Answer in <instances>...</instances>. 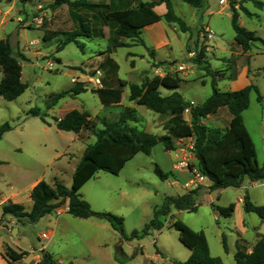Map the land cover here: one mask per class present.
I'll use <instances>...</instances> for the list:
<instances>
[{"label": "rangeland", "instance_id": "rangeland-1", "mask_svg": "<svg viewBox=\"0 0 264 264\" xmlns=\"http://www.w3.org/2000/svg\"><path fill=\"white\" fill-rule=\"evenodd\" d=\"M27 1L30 0L0 1V40L8 42L12 56L20 63L21 81L27 85L25 92L14 101L0 97V125L8 123L12 128L0 140V202L14 191L27 189L36 180L50 186L58 181L69 189L74 167L83 150L95 142L93 131L102 128L100 120L117 119L124 107L136 112L137 122L130 123L131 126L160 139L166 134L164 127L169 117L129 101L128 87L121 88L119 83L139 85L144 79L166 74L176 75L181 83L174 90L160 88V94L167 96L177 92L191 106L203 103L210 96L212 81L220 92L254 85L258 94L250 93L249 106L242 113V119L255 147L256 161L259 165L264 163V0H225L222 4L219 0H203L196 11L182 0H171L175 13L189 31L182 33L174 24L176 31L173 32V25H169L166 27L168 45L154 49L142 31L144 45L112 49L105 28L102 37L77 38V44H68L59 52L56 47L65 38L60 33L71 32L77 22L67 16L65 10L54 16L55 4L35 10L36 3ZM232 9L238 14L239 25L261 40L251 43L246 52L234 41L230 23ZM45 31L59 34L44 42ZM109 48L111 53H108ZM201 48L206 53L208 72L194 62ZM75 83H83L87 90L75 97L65 96L47 108L52 96L70 90ZM104 88H119V99L108 96L107 101H102L104 95L100 98L96 91ZM31 109L45 114L43 120L29 115ZM71 110L90 113L87 127L77 134L55 127L56 117ZM230 118L226 108L220 107L201 123L223 130L228 127ZM183 119L190 122L189 111L184 112ZM194 142V137L175 140V149L168 154L158 141L151 155L138 153L117 176L98 172L79 191L92 211L122 217L124 232L130 234L140 232L149 223L154 210L163 205L166 197L182 195L199 187L198 196L194 198L198 204L195 211L177 210L174 215L159 217L161 229L150 227L145 235L130 241L131 246L139 245L141 249L124 247L121 249L123 256L117 250L118 237L111 227L96 231L75 217L55 213L24 226L14 220L21 228L18 238H15L17 232L11 234L15 223L7 222L11 225H6V220H1L2 242L5 238L13 249L17 250L16 242L18 247L29 251L19 264H32L34 256L39 261L33 264H42L39 251L44 250L43 245L47 246L46 251L55 264H113L111 256L118 257L124 264H146L147 258L142 254L152 259L156 252L163 258V262L157 264H168L183 262L189 256L177 231L170 227L178 220L193 231L204 233L212 257L222 264H234L238 240H243L250 251L260 236L264 238V219L245 213L239 200L247 195L254 205L264 206V180L252 183L244 179L238 188L208 191L205 181L196 178L193 172L196 170ZM155 165L164 172H169L173 165L181 174L178 179L174 175V178L161 181L154 173ZM231 203L238 209L230 216L224 217L216 211L217 206L227 207ZM65 207L64 204L62 208ZM55 221L57 229L48 237ZM43 234L48 238H42ZM11 235L14 238L9 239ZM222 238L227 252L223 250Z\"/></svg>", "mask_w": 264, "mask_h": 264}, {"label": "trees", "instance_id": "trees-1", "mask_svg": "<svg viewBox=\"0 0 264 264\" xmlns=\"http://www.w3.org/2000/svg\"><path fill=\"white\" fill-rule=\"evenodd\" d=\"M1 1V0H0ZM135 2L134 7H118L110 0L109 4L93 3L89 0H55V5L65 4L69 8V15L77 22V26L71 32L60 33L65 38L56 47V52L61 51L66 45L75 43L80 37H102L103 27L108 29V40L112 43V49L119 47L129 48L136 44L144 45L141 38L142 30L160 20L176 24L182 33L189 29L185 22L177 17L170 0H157L147 2L144 0H130ZM193 8H200L203 0H182ZM163 3L167 12L164 16H158L154 12V6ZM259 6L262 3H258ZM83 11L84 15H80ZM244 11V10H243ZM85 18V19H84ZM85 22H84V21ZM231 28L234 32V41L246 52L251 43L261 41L254 32L248 31L238 23V14L232 9L230 18ZM57 32L45 31L42 40H52ZM111 53V48L108 49ZM205 50L200 49L194 60L202 70L208 72V64L205 61ZM60 62V60H57ZM0 97L8 102L16 100L27 89V85L21 81V66L18 60L12 56V50L6 40H0ZM181 83L176 75L166 74L154 76L152 79H144L141 84L120 81V87H128V99L146 109L169 117L164 130L165 135L160 139L131 126L137 122V115L133 108L124 107L117 119H101L102 128L93 131L95 142L88 145L82 153L72 174L70 188L64 187L60 182L54 181L50 186L44 181L38 182L30 192L32 202L31 209L25 211L20 204L12 202L1 206L3 216L13 218L16 223L36 222L44 215L55 213L67 202V213L79 219L95 218L107 222L118 234L121 241L130 242L145 235L150 227L161 229L162 223L159 217L169 216L171 208L178 211H195L198 207L194 198L198 196L199 187L187 191L185 194L175 197H166L163 205L155 209L153 218L140 231H132L126 234L123 229V218L111 213L92 211L90 205L79 194L80 189L90 181L98 172H106L117 176L125 164L132 160L138 153L149 156L158 141L165 152L175 149V140L194 137L193 154L196 160L197 171L208 179L210 185L208 191L215 189L238 188L244 179L250 182L264 180V163L259 165L256 161L255 147L243 123L242 113L249 106L251 92L258 94L257 88L249 84L235 91L220 92L214 87L212 81V93L199 105L191 106L177 92L162 96L160 88L177 89ZM87 89L83 83H75L65 92L52 96L47 108L50 109L59 99L85 92ZM119 88L101 89L96 93L102 101H107L108 96L119 99ZM105 98V99H104ZM220 107H225L230 115L228 127L205 126L201 123L207 116L214 114ZM189 110L190 122L183 119L185 110ZM29 115L40 117L43 120L45 114L38 109H31ZM90 120V113L86 110H71L61 119H55V127L59 131L79 133L86 128ZM12 128L8 123L0 125V140L2 136ZM155 175L161 180L174 178L172 172H164L157 165L154 166ZM242 207L245 213H253L261 220L264 219V206L254 205L245 195L242 199ZM235 210V204L227 207H216V211L224 216H230ZM1 224V222H0ZM170 227L178 233V239L189 251L187 260L172 261V264H222L218 258L210 255L208 243L202 231H193L184 223L176 220ZM223 250L227 252L225 240L222 238ZM118 252L124 256L118 248ZM27 255L26 252H16L8 245L3 246L2 256L8 262H18ZM118 264H124L118 257L114 258ZM234 264H264V238L256 241L250 251L243 240L235 244L233 255ZM42 264H53L48 254L42 256Z\"/></svg>", "mask_w": 264, "mask_h": 264}, {"label": "crops", "instance_id": "crops-1", "mask_svg": "<svg viewBox=\"0 0 264 264\" xmlns=\"http://www.w3.org/2000/svg\"><path fill=\"white\" fill-rule=\"evenodd\" d=\"M54 1L55 0H30V1H27V2H35L36 4H35V10H40V9H42V7H44L46 4H50V5H54ZM69 1H75V0H69ZM89 1H91V2H93V3H104V4H109V2H110V0H102V1H97V0H89ZM144 1H147V2H155V1H157V0H144ZM171 1V0H170ZM180 1V0H179ZM113 2H114V4L116 5V6H118V7H134L136 4H135V2L134 1H130V0H113ZM183 2V1H182ZM172 3V2H171ZM184 3V2H183ZM190 6V5H189ZM191 7V6H190ZM172 8H173V12H174V14L177 16V17H179V15H177L176 13H175V11H174V9H175V7H174V5H173V3H172ZM186 9H188V8H186ZM193 9H195V11H196V8H193ZM66 11V13H67V16H69L70 17V15H69V8H68V6L67 5H65V4H61V5H57V6H55V8H54V10L52 11V13H53V15L54 16H56L58 13H60V12H62V11ZM187 11H189V10H187ZM48 12V11H47ZM154 12L158 15V16H164L165 15V13L167 12V9H166V6H165V4H163V3H158L157 5H155L154 6ZM208 13H209V10L207 11ZM46 12L44 11V16L46 15L45 14ZM195 14H196V12H194ZM48 14H49V12H48ZM50 15V14H49ZM80 15H84V12L83 11H81L80 12ZM180 18V17H179ZM71 19V18H70ZM181 19V18H180ZM66 20L64 19V22H65ZM71 24L74 26V23L72 22V19H71ZM169 25H173V28H172V31L174 32V31H176V28H175V26H174V24L173 23H167L166 21H164L163 19L162 20H160V21H158V22H156V23H154V24H152V25H149V26H147V27H145L142 31H143V34H144V37L145 38H147L150 42H151V46L154 48V49H159L161 46H165V45H168L169 44V39H168V36H167V34H166V27H168ZM105 28H107V27H103V32L105 33ZM108 30V29H107ZM155 50V51H156ZM233 91H235V90H233ZM78 111H80V110H78ZM64 116V114L63 115H61V116H59V117H56V119H61L62 117ZM162 145V144H161ZM155 147V146H154ZM153 147V148H154ZM85 150V149H84ZM83 150V151H84ZM153 150V149H152ZM83 153V152H82ZM152 153V152H151ZM166 153H168V154H171V152H166ZM151 155V154H150ZM195 163H196V160H195ZM195 163H194V165H195ZM0 164H2L1 163V161H0ZM77 165V164H76ZM76 165H75V167H76ZM75 167H74V170H75ZM74 172V171H73ZM121 172V171H120ZM169 172H172L174 175H175V177H176V179H178L179 178V176H180V174H181V172L179 171V170H176L175 168H174V166L172 165L171 166V168H170V170H169ZM97 175V174H96ZM38 182H40L39 180H36V181H34L33 183H31L30 185H29V187L27 188V189H25V190H18V191H14V192H12L8 197H4L3 199H2V201L0 202V207L4 204V203H7V202H12V203H15V204H20V205H22L23 207H24V210L25 211H29L30 209H31V206H32V202H31V199H30V192H31V190H32V188L38 183ZM89 182V181H88ZM205 183H206V185L207 186H209L210 185V182L208 181V180H205ZM82 197V196H81ZM240 201H241V203H242V200L241 199H239ZM86 201V200H85ZM87 202V201H86ZM88 203V202H87ZM89 204V203H88ZM65 208H60V209H58L56 212H55V214H58V215H63V214H67V215H69L68 213H67V202L65 203ZM235 209H238V206L235 204ZM177 212V210H175V209H172L171 211H170V214L169 215H174L175 213ZM71 216V215H70ZM3 219H5L6 220V225H11V224H9V223H7V222H12V223H15L14 222V219L13 218H11V217H9V216H3L2 215V211H1V214H0V221L1 220H3ZM76 219H79V218H76ZM79 220H81L82 221V223H84V224H86L87 226H90V227H92V228H95V230L96 231H104V227H106V228H110L111 226L107 223V222H105L104 220H100V219H95V218H89V219H79ZM22 225V224H21ZM24 226V225H23ZM14 228H16V232H17V236H15V238H18L19 237V235H20V231H21V228H19V226L15 223L14 224V226H12V228H11V232H12V230L14 229ZM56 229H57V221H55L54 222V225H53V230L52 231H50L49 232V235H48V237L49 236H53L54 235V233H55V231H56ZM111 229L112 230H114L112 227H111ZM115 231V230H114ZM116 232V231H115ZM12 234V233H11ZM117 234V233H116ZM7 236V235H6ZM117 242H115V244H116V247L117 248H119L120 250L121 249H123L124 247H133V248H135L136 250L138 249H141V246H139V245H135V246H131V243L130 242H125V241H121L120 239H119V236H118V234H117ZM9 239H12V238H14V236H12L11 235V237H8ZM3 241L4 242H2V238L0 237V264H19V263H22L23 261H24V259L25 258H27L26 256L22 259V260H20V261H18V262H8L5 258H3V256H2V251H3V249H2V245H3V243H6V245H8L9 246V244L7 243V241L5 240V238H3ZM17 247V250H15V249H13L12 247H10V248H12L13 250H15L16 252H20V251H24L23 249H21L20 247H18V245H17V243L15 242L14 243ZM103 244V243H102ZM43 247V249L44 250H40L39 252H40V254H41V252H44V254H48L50 257H51V259H52V256H51V254L49 253V252H47L46 250H47V246L46 245H43L42 246ZM19 248V249H18ZM24 252H29V251H24ZM29 254V253H28ZM143 255V257H145V258H147V262H146V264H157L158 262H163V258H162V256L160 255V254H158L157 252L155 253V255H153V257H152V259H150V258H148L145 254H142ZM189 255H190V251H189ZM43 256V255H42ZM189 257V256H188ZM111 259L113 260V264H118L116 261H115V259L111 256ZM188 259V258H187ZM186 259V260H187ZM34 261H39L38 260V258H37V256H34L33 257V260H32V264H33V262ZM52 261H53V259H52ZM53 264H55V262L53 261ZM168 264H172V263H168Z\"/></svg>", "mask_w": 264, "mask_h": 264}, {"label": "built area", "instance_id": "built-area-1", "mask_svg": "<svg viewBox=\"0 0 264 264\" xmlns=\"http://www.w3.org/2000/svg\"><path fill=\"white\" fill-rule=\"evenodd\" d=\"M224 1H225V0H219V3L222 4V3H224ZM186 111H189V110L187 109V110H185V112H186ZM179 165H180V166H182V165H186V167H188L187 164H184V163H179ZM191 172H192V171H191ZM193 172L196 173V176H197L196 178H198L199 180H203V181L208 180L206 177L202 176V175L197 171V169H196V170L193 169ZM42 238L45 239V238H48V237H47L46 234H43V235H42Z\"/></svg>", "mask_w": 264, "mask_h": 264}, {"label": "water", "instance_id": "water-1", "mask_svg": "<svg viewBox=\"0 0 264 264\" xmlns=\"http://www.w3.org/2000/svg\"><path fill=\"white\" fill-rule=\"evenodd\" d=\"M15 233H16V228H14V229L12 230V234H15ZM41 254L44 255V252H41Z\"/></svg>", "mask_w": 264, "mask_h": 264}]
</instances>
